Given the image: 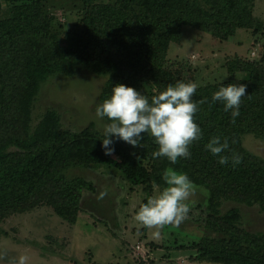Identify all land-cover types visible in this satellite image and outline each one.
Returning <instances> with one entry per match:
<instances>
[{"label": "trees", "instance_id": "16d2710c", "mask_svg": "<svg viewBox=\"0 0 264 264\" xmlns=\"http://www.w3.org/2000/svg\"><path fill=\"white\" fill-rule=\"evenodd\" d=\"M45 1L0 0V221L15 211L47 204L60 218L75 222L87 182L67 175L71 168L96 163L116 167L133 185H143L148 195L154 185L166 186L162 173L173 168L209 190L208 204L190 205L182 222L219 235L194 244L197 258L215 264H264V231L244 228L240 208L225 213L221 209L224 201H235L258 205L264 212V157L244 144L248 135L264 141V49L259 58L229 61L226 80L197 85L193 100L204 102L194 121L203 135L189 146L191 157L178 158L175 165L153 158L157 145L148 134L143 147L120 140L114 153L105 155L103 132L92 126L67 128L55 108L33 125L42 84L53 75L73 76L79 66L108 75L100 103L116 83L151 98L177 81L192 82L184 74L186 65L167 60L170 45L180 40L185 28L221 41L239 29L257 31L256 0H79L83 27L69 34L65 44L53 33ZM6 6L12 7L11 16H4ZM230 83L246 85L234 122L222 103L211 100L221 84ZM213 136L228 140L230 148L222 153L229 156L228 164H219L218 157L205 150ZM233 152L241 158L237 165L231 163Z\"/></svg>", "mask_w": 264, "mask_h": 264}, {"label": "rangeland", "instance_id": "374dc122", "mask_svg": "<svg viewBox=\"0 0 264 264\" xmlns=\"http://www.w3.org/2000/svg\"><path fill=\"white\" fill-rule=\"evenodd\" d=\"M79 4V0L45 1L53 33L64 44L69 34L82 30ZM12 13V7L6 6L4 16ZM254 16L257 31L239 29L225 41L185 28L180 40L170 45L167 60L186 65L184 74L197 85L226 80L229 61L259 58L264 49V0H256ZM107 79L108 75L88 66H79L73 76H51L35 101L33 125L49 108H55L65 127L79 131L92 126L103 132L104 121L96 117L95 109ZM244 144L264 157L263 140L248 135ZM67 175L87 182L75 222L60 218L47 204L13 212L0 221V264H215L199 260L194 247L204 237L219 236L211 230L193 222L147 228L134 219L138 207L158 195L163 186L154 185L148 195L143 185H133L119 169L102 163L71 168ZM193 184L195 191L187 203L206 206L209 190ZM101 193H105L102 198ZM234 207L241 210L244 228L264 231V212L258 205L224 201L221 209L225 213Z\"/></svg>", "mask_w": 264, "mask_h": 264}, {"label": "clouds", "instance_id": "9594fccd", "mask_svg": "<svg viewBox=\"0 0 264 264\" xmlns=\"http://www.w3.org/2000/svg\"><path fill=\"white\" fill-rule=\"evenodd\" d=\"M197 84L177 81L151 98L123 83L113 84L111 93L97 104L95 115L103 123L101 147L105 155H112L116 141H124L133 147H143L144 135H150L157 149L153 158H166L175 165L178 158L191 157L189 146L202 138V130L194 121L198 105L193 96ZM246 96V85L221 84L211 97L213 103L223 104L225 112H231L233 122L240 115L242 97ZM205 150L218 157V163H229V156L222 155L230 145L225 138L211 137L204 145ZM241 158L232 153L231 163L237 165ZM165 187L158 195L147 198L136 210L134 219L147 228L168 224L179 225L188 216L187 201L195 187L188 175L173 168H166L161 176ZM101 198L105 193H101Z\"/></svg>", "mask_w": 264, "mask_h": 264}]
</instances>
